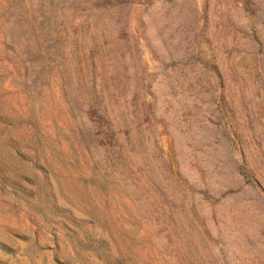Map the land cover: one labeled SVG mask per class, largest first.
<instances>
[{
    "label": "rangeland",
    "instance_id": "obj_1",
    "mask_svg": "<svg viewBox=\"0 0 264 264\" xmlns=\"http://www.w3.org/2000/svg\"><path fill=\"white\" fill-rule=\"evenodd\" d=\"M0 264H264V0H0Z\"/></svg>",
    "mask_w": 264,
    "mask_h": 264
}]
</instances>
